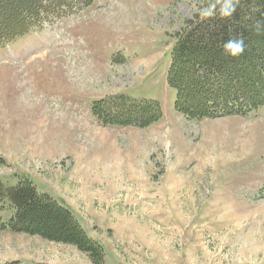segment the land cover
I'll use <instances>...</instances> for the list:
<instances>
[{"label": "rangeland", "instance_id": "1", "mask_svg": "<svg viewBox=\"0 0 264 264\" xmlns=\"http://www.w3.org/2000/svg\"><path fill=\"white\" fill-rule=\"evenodd\" d=\"M55 2L69 8L0 46L3 187L27 178L69 210L100 264H264V106L189 119L167 84L177 36L209 0ZM143 101L159 120L130 105ZM12 212L0 264H93L10 231Z\"/></svg>", "mask_w": 264, "mask_h": 264}, {"label": "trees", "instance_id": "2", "mask_svg": "<svg viewBox=\"0 0 264 264\" xmlns=\"http://www.w3.org/2000/svg\"><path fill=\"white\" fill-rule=\"evenodd\" d=\"M91 1L85 0L86 5ZM67 8L68 3L55 0H0V46L22 37L46 18L58 17L61 9ZM186 24L177 36L166 76L169 88L176 92L175 111L189 119H212L245 116L263 107L264 0H239L229 17L205 19L200 14ZM233 37L245 43L244 52L236 58L225 55L222 49ZM125 99L117 98L112 106ZM146 102L130 105H142L149 122L159 120V107ZM117 109L121 112L120 107ZM5 203L13 209L7 224L10 231L71 245L87 254L91 263L100 264V245L86 237L69 210L48 195L38 194L27 178L7 188L0 180V212Z\"/></svg>", "mask_w": 264, "mask_h": 264}, {"label": "clouds", "instance_id": "3", "mask_svg": "<svg viewBox=\"0 0 264 264\" xmlns=\"http://www.w3.org/2000/svg\"><path fill=\"white\" fill-rule=\"evenodd\" d=\"M238 2L239 0H209L208 7L202 10L201 15L205 19L216 15L221 18L229 17L235 12ZM222 49L225 55L236 58L244 52L245 43L242 38H229L223 43Z\"/></svg>", "mask_w": 264, "mask_h": 264}]
</instances>
